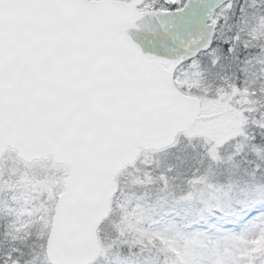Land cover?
<instances>
[{
	"label": "snow or ice",
	"instance_id": "obj_1",
	"mask_svg": "<svg viewBox=\"0 0 264 264\" xmlns=\"http://www.w3.org/2000/svg\"><path fill=\"white\" fill-rule=\"evenodd\" d=\"M0 264H264V0H0Z\"/></svg>",
	"mask_w": 264,
	"mask_h": 264
}]
</instances>
